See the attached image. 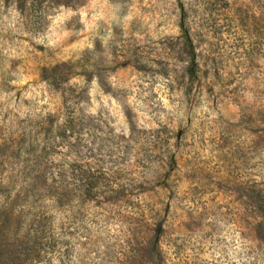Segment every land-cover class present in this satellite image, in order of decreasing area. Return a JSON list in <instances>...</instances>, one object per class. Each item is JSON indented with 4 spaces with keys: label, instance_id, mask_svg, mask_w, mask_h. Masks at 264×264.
<instances>
[{
    "label": "rangeland",
    "instance_id": "374dc122",
    "mask_svg": "<svg viewBox=\"0 0 264 264\" xmlns=\"http://www.w3.org/2000/svg\"><path fill=\"white\" fill-rule=\"evenodd\" d=\"M0 211V264H264V0H0Z\"/></svg>",
    "mask_w": 264,
    "mask_h": 264
},
{
    "label": "trees",
    "instance_id": "16d2710c",
    "mask_svg": "<svg viewBox=\"0 0 264 264\" xmlns=\"http://www.w3.org/2000/svg\"><path fill=\"white\" fill-rule=\"evenodd\" d=\"M8 215L5 214L4 211H0V223H2L3 225H7L8 224ZM29 242L27 243H22V241H19L18 245H15V249L14 251L12 252L11 256L15 259H22L23 261H26L27 260V257H29L31 254L29 253H25V251H28V248L27 249V245H28ZM19 248H22V249H27V250H19ZM34 249V248H33ZM1 250H2V245L0 244V253H1ZM34 252V250H33ZM32 252V253H33ZM2 255H0L1 257Z\"/></svg>",
    "mask_w": 264,
    "mask_h": 264
}]
</instances>
